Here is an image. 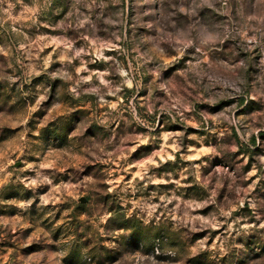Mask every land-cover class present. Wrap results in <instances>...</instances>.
Masks as SVG:
<instances>
[{"label":"clouds","instance_id":"9594fccd","mask_svg":"<svg viewBox=\"0 0 264 264\" xmlns=\"http://www.w3.org/2000/svg\"><path fill=\"white\" fill-rule=\"evenodd\" d=\"M0 264H264V0H0Z\"/></svg>","mask_w":264,"mask_h":264}]
</instances>
